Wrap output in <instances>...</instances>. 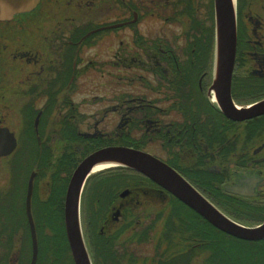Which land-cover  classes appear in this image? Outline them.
Wrapping results in <instances>:
<instances>
[{
	"label": "flooded vegetation",
	"instance_id": "af4514ba",
	"mask_svg": "<svg viewBox=\"0 0 264 264\" xmlns=\"http://www.w3.org/2000/svg\"><path fill=\"white\" fill-rule=\"evenodd\" d=\"M214 1L41 0L0 20V153L10 151L0 156V264H24L14 238L27 223L32 237L31 180L37 227V206L64 215L75 170L111 147L156 157L216 207L258 221L238 223L262 226L264 115L236 119L232 108L264 101V0H235L233 105L217 95ZM119 173L131 178L112 180ZM45 174L47 199L36 201ZM84 184L93 264H216L215 227L157 182L114 167Z\"/></svg>",
	"mask_w": 264,
	"mask_h": 264
},
{
	"label": "water",
	"instance_id": "95a60500",
	"mask_svg": "<svg viewBox=\"0 0 264 264\" xmlns=\"http://www.w3.org/2000/svg\"><path fill=\"white\" fill-rule=\"evenodd\" d=\"M40 1L0 0V20H10L17 14L31 12L39 5ZM214 2L216 17V55L214 64L216 66L217 95H220L219 97L223 102L226 97L231 102V105H233L230 97L238 43L237 1L215 0ZM232 111L237 117L236 119L264 115V101L248 109L235 111L232 108ZM7 152L10 151L8 150ZM7 152L0 153V156L1 154H9ZM100 165H107L106 168L131 169L151 181L157 182V184L176 196L178 200L186 204L188 208L190 207L196 211L202 218L227 235L249 242L264 240V223L262 226L247 227L236 222L205 199L188 180L166 163L145 152L130 148L111 147L95 152L83 160L73 173L70 184H68L67 194H65L64 219L74 264H92L84 236H82L80 204L85 186L84 183H86L88 178L94 173V170ZM32 186L33 179L29 186L27 208L33 239L31 264H37L39 247L36 238V228L31 214Z\"/></svg>",
	"mask_w": 264,
	"mask_h": 264
},
{
	"label": "trees",
	"instance_id": "16d2710c",
	"mask_svg": "<svg viewBox=\"0 0 264 264\" xmlns=\"http://www.w3.org/2000/svg\"><path fill=\"white\" fill-rule=\"evenodd\" d=\"M122 170V168H120ZM65 193V189H64ZM53 205V210L55 209L56 204ZM219 208L226 213L227 215H230L231 218L238 222H246V223H258L257 220L254 219H242L240 218V215L237 214V212L229 208V206L225 205L224 203H221ZM52 210V211H53ZM56 215V214H55ZM53 214L52 218H56ZM59 222L57 219H52L51 225L53 226V229L56 228V230L61 229L59 232L60 234L56 233L55 235H51V264H59L60 257L58 255V252H56L55 244L57 243L62 244L63 240L66 245V250L68 251V248L70 250L67 235H66V229H65V222H64V215L63 212L59 215ZM201 222L202 219L200 218ZM203 228V224H200V229ZM55 230V232H57ZM57 238H60V242ZM203 236L201 235V239ZM214 238H215V246H214V255H215V261L216 264H264V247L257 248L259 245L263 244L264 242H248V241H237L235 239H231L228 237L225 233L221 232L220 230L214 228ZM64 252L65 247L63 246ZM46 252V250H45ZM50 253V249L48 250ZM74 262V261H73Z\"/></svg>",
	"mask_w": 264,
	"mask_h": 264
},
{
	"label": "rangeland",
	"instance_id": "374dc122",
	"mask_svg": "<svg viewBox=\"0 0 264 264\" xmlns=\"http://www.w3.org/2000/svg\"><path fill=\"white\" fill-rule=\"evenodd\" d=\"M47 174L45 175H41L40 179H41V183H42V188L40 189V191L38 193H35V200H44L45 198L47 199L46 195H47V190H48V186H47V182L49 180H47V177H46ZM118 175L120 177H118ZM4 179L6 180L7 177L6 176H3ZM119 178V179H128V178H131V174H124V173H119L117 175H115V177L112 179H116V178ZM118 181V179H117ZM119 182V181H118ZM40 183V185H41ZM8 188V187H7ZM175 206L173 205V202H169V206ZM37 207H39L40 209V214L39 216H37V229H36V233H37V240H38V247H39V254H38V264H51V235H55L56 233L60 234L59 232L61 231V229L59 230H56L53 229V226L51 225L52 223V219H57L58 222H59V215H60V212L58 214H56V218H52L53 216V213H52V210H53V205H45L43 207V205H38ZM181 210V209H180ZM60 211V210H59ZM182 211V215L183 216H187L188 215V210L183 209L181 210ZM101 217V216H100ZM100 217H97V220L95 219L94 222L96 224H98V220H100L101 218ZM27 223V222H26ZM27 226L24 228V232L23 234H18L16 236L15 239V242H14V247L15 248H21L20 250L23 252V255H24V264H30L31 262V258H32V250H33V247H32V237H31V233H30V229L28 228V223L26 224ZM96 228H97V225H96ZM55 230L57 232H55ZM92 235L95 236L96 234V229L93 230L92 232ZM22 236V238H21ZM15 237V235H14ZM58 241L60 242V238H57ZM63 246L65 247V252H64V249H63ZM50 249V253L48 252V250ZM55 249H56V252H58V255L60 257V262L59 264H74V260H73V257L72 254H71V250H69L68 248V251L66 250V245H65V242L63 240V243L60 244V243H57V245L55 244ZM46 250V252H45ZM89 250V249H88ZM89 252V251H88ZM90 253V252H89Z\"/></svg>",
	"mask_w": 264,
	"mask_h": 264
},
{
	"label": "bare ground",
	"instance_id": "6f19581e",
	"mask_svg": "<svg viewBox=\"0 0 264 264\" xmlns=\"http://www.w3.org/2000/svg\"><path fill=\"white\" fill-rule=\"evenodd\" d=\"M106 167H107V165H100V166H98V167L94 170V172L99 171V170H101V169H104V168H106Z\"/></svg>",
	"mask_w": 264,
	"mask_h": 264
}]
</instances>
